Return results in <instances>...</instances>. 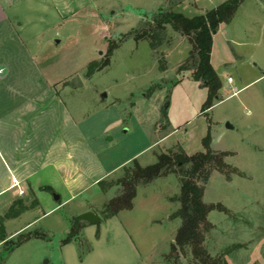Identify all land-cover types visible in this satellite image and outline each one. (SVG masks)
<instances>
[{
	"label": "rangeland",
	"instance_id": "rangeland-1",
	"mask_svg": "<svg viewBox=\"0 0 264 264\" xmlns=\"http://www.w3.org/2000/svg\"><path fill=\"white\" fill-rule=\"evenodd\" d=\"M224 1L80 0L62 16L52 0L16 4L21 36L55 87L65 89L69 111L111 173L63 206L45 185L1 198L0 264H166L181 224L172 218L180 195L175 173L137 185L132 207L116 216L106 217L105 207L124 193L121 180L134 161L145 167L162 153L204 152L205 139L226 155L222 171L203 183V202L215 207L204 246L228 264H264V0H243L213 34L210 63L221 87L205 110L207 89L190 70L179 71L191 63L188 37L165 25L153 49L148 38H135L159 12L193 17ZM75 77L81 84L72 87ZM11 206L12 214L26 210L11 217ZM82 210L100 222L83 221L63 243ZM180 264L189 261L181 256Z\"/></svg>",
	"mask_w": 264,
	"mask_h": 264
},
{
	"label": "crops",
	"instance_id": "crops-1",
	"mask_svg": "<svg viewBox=\"0 0 264 264\" xmlns=\"http://www.w3.org/2000/svg\"><path fill=\"white\" fill-rule=\"evenodd\" d=\"M20 1L0 0V199L35 194L33 187L45 185L63 206L111 170L102 167L69 111L65 89L55 87L21 36L23 23L17 22L16 10ZM52 1L61 16L80 2Z\"/></svg>",
	"mask_w": 264,
	"mask_h": 264
},
{
	"label": "trees",
	"instance_id": "trees-1",
	"mask_svg": "<svg viewBox=\"0 0 264 264\" xmlns=\"http://www.w3.org/2000/svg\"><path fill=\"white\" fill-rule=\"evenodd\" d=\"M242 1L225 0L204 14L193 17L173 11L159 12L152 21L147 23L146 28L135 30L138 34L135 38L143 36L148 38L152 49L161 43L165 25H169L175 32L188 37L192 44L191 63H189L190 59L182 63L179 71L190 70L191 78L196 82H201L207 89L208 95L203 110L213 105V99L218 98V91L221 87L218 75L210 63L213 31L216 32L220 24L232 19ZM207 141L206 139L204 141L206 147L204 152L192 155L184 152L162 153L158 156L156 163L145 167L139 166L134 161V164L126 169L128 176L121 180L124 193L111 199L105 207L109 209L105 211L108 218L116 215L120 210L129 209L132 207L137 185L147 184L155 178L175 173L179 177L180 195L175 198L179 201V207L172 214V218L180 219L181 224L171 243V250L165 258L166 264H180L181 256L187 258L189 264H228L224 256H211L204 246L205 233L211 227L207 214L215 207L203 202V183L213 170L222 171L225 166L223 159L226 155L224 152L211 150ZM101 183L102 181L99 182ZM44 189L50 190L49 187H44ZM17 202L20 203L21 200ZM12 208L13 206L9 208L11 211L9 214L13 215L11 217L26 210L22 208L12 214ZM82 222L77 216L73 218L68 236L63 239V243L70 241V237L78 232ZM3 239L4 234H1L0 240Z\"/></svg>",
	"mask_w": 264,
	"mask_h": 264
},
{
	"label": "water",
	"instance_id": "water-1",
	"mask_svg": "<svg viewBox=\"0 0 264 264\" xmlns=\"http://www.w3.org/2000/svg\"><path fill=\"white\" fill-rule=\"evenodd\" d=\"M214 33H215V31H213V34ZM59 42H60L59 39H55V44H58ZM80 84L81 83L79 82L78 77H75L72 80V83L70 85L72 87H77ZM101 96H102V99H105L106 94L102 93ZM166 104H167V101H166ZM226 127L227 128H232V125H230L229 123H226ZM52 196H53L54 200H58L59 199V195L57 193L52 192ZM77 217H78L79 220L85 221V222H87L89 224H92V225H95V224L100 222V217L96 213H94L92 211L82 212ZM75 240L78 242V237H76Z\"/></svg>",
	"mask_w": 264,
	"mask_h": 264
},
{
	"label": "built area",
	"instance_id": "built-area-1",
	"mask_svg": "<svg viewBox=\"0 0 264 264\" xmlns=\"http://www.w3.org/2000/svg\"><path fill=\"white\" fill-rule=\"evenodd\" d=\"M232 81H233L232 77H227V82L230 83V82H232ZM234 94H236V91H234L233 95H234Z\"/></svg>",
	"mask_w": 264,
	"mask_h": 264
}]
</instances>
